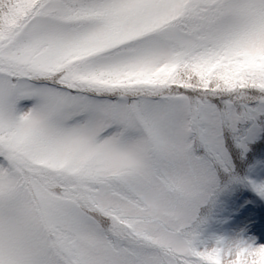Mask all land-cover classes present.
I'll return each mask as SVG.
<instances>
[{"label": "snow or ice", "instance_id": "6c2138e0", "mask_svg": "<svg viewBox=\"0 0 264 264\" xmlns=\"http://www.w3.org/2000/svg\"><path fill=\"white\" fill-rule=\"evenodd\" d=\"M0 264H264V0H0Z\"/></svg>", "mask_w": 264, "mask_h": 264}]
</instances>
